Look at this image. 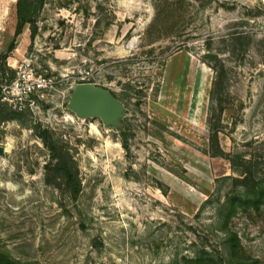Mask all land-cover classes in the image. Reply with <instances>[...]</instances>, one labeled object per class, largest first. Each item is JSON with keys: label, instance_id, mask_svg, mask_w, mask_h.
Instances as JSON below:
<instances>
[{"label": "rangeland", "instance_id": "374dc122", "mask_svg": "<svg viewBox=\"0 0 264 264\" xmlns=\"http://www.w3.org/2000/svg\"><path fill=\"white\" fill-rule=\"evenodd\" d=\"M16 2L0 0V54ZM36 27L17 39L16 78L2 85L31 126L0 125V254L36 264L226 256L221 205L248 192L246 170L264 181V0H48ZM24 76L47 87L20 101L13 84ZM82 83L124 103L126 144L121 130L70 110ZM212 114L222 155L210 147ZM46 128L76 161L78 199L48 176ZM228 227L247 264H264V203L238 205Z\"/></svg>", "mask_w": 264, "mask_h": 264}, {"label": "trees", "instance_id": "16d2710c", "mask_svg": "<svg viewBox=\"0 0 264 264\" xmlns=\"http://www.w3.org/2000/svg\"><path fill=\"white\" fill-rule=\"evenodd\" d=\"M48 0H17L15 9L16 28L12 42L8 46L7 53L0 54V125L8 121H18L23 125L31 126L28 124L30 111H24L10 108L7 102L2 101L4 97L2 85L9 87L16 78V70L8 65L10 54L17 48V39L24 33L27 26L31 29V34L34 37L37 33L36 20L40 11L44 8ZM217 78L212 90V98L216 93L217 85L219 84ZM215 109L213 108V111ZM219 122V119H218ZM215 124V114L210 115L209 131H210V147L214 155H222L223 150L219 143V129ZM122 141L127 143L129 135L126 131L121 130ZM40 137L42 138L46 147L51 151L53 162L48 164V176L52 174L55 181L69 192L73 199H78L82 192V181L79 177V171L73 156L68 151V146L61 142L60 137L48 128L41 129ZM124 144V145H125ZM247 168V167H246ZM248 169V168H247ZM247 174L243 182L249 188L248 192L242 197L228 196V201L221 205L219 209V216L222 218L226 226L224 234L226 256H221L217 259L213 253L204 249L198 253L196 257L184 258V264H247L244 256V249L241 244V239L236 232L229 229L228 223L234 213L239 207L246 209L252 207L259 209L261 204L264 203V181L256 175L251 169L245 171ZM239 202V203H238ZM0 264H36V263H20L9 255L0 254Z\"/></svg>", "mask_w": 264, "mask_h": 264}, {"label": "water", "instance_id": "95a60500", "mask_svg": "<svg viewBox=\"0 0 264 264\" xmlns=\"http://www.w3.org/2000/svg\"><path fill=\"white\" fill-rule=\"evenodd\" d=\"M68 106L79 119H100L108 129L121 130L127 116V108L122 101L108 89L91 83L76 85ZM4 151L0 148V155Z\"/></svg>", "mask_w": 264, "mask_h": 264}, {"label": "built area", "instance_id": "2783aa9c", "mask_svg": "<svg viewBox=\"0 0 264 264\" xmlns=\"http://www.w3.org/2000/svg\"><path fill=\"white\" fill-rule=\"evenodd\" d=\"M12 87V86H11ZM47 85L44 83L42 77L40 78H27L24 76L22 79L13 84V90L16 94L14 96H20L26 94L27 96L31 94H37L41 92ZM4 91V90H3ZM38 95V94H37ZM16 99V98H15ZM22 96H20V101H22ZM2 101H8L7 97H3ZM23 108H20L22 110Z\"/></svg>", "mask_w": 264, "mask_h": 264}, {"label": "bare ground", "instance_id": "6f19581e", "mask_svg": "<svg viewBox=\"0 0 264 264\" xmlns=\"http://www.w3.org/2000/svg\"><path fill=\"white\" fill-rule=\"evenodd\" d=\"M13 1H15V0H13ZM4 12V11H3ZM5 12H6V10H5ZM1 17V16H0Z\"/></svg>", "mask_w": 264, "mask_h": 264}]
</instances>
